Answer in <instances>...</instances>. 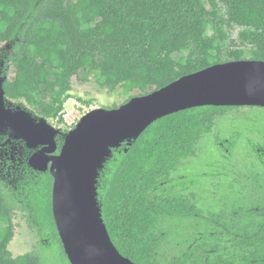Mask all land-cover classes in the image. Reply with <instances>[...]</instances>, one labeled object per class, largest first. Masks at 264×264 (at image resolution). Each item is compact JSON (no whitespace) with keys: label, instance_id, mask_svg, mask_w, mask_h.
<instances>
[{"label":"trees","instance_id":"1","mask_svg":"<svg viewBox=\"0 0 264 264\" xmlns=\"http://www.w3.org/2000/svg\"><path fill=\"white\" fill-rule=\"evenodd\" d=\"M235 26L242 29L230 39ZM226 41L233 45L224 49L228 60L264 61V0H0V42H12L1 69L14 71L3 82L5 96L57 124L65 123L69 97L89 103L72 94L73 77L92 75L108 92L121 88L125 103L131 92L147 94L228 61L221 57ZM228 108L234 107L159 118L130 144L113 148L98 171L101 216L114 246L134 264H264V189L255 184L246 199L204 214L194 195L167 188ZM24 172L35 180L16 196L33 207L70 264L51 212V175ZM15 202L0 182V264H42L34 251L13 256L8 249ZM197 217L205 225L193 236L177 223Z\"/></svg>","mask_w":264,"mask_h":264},{"label":"water","instance_id":"2","mask_svg":"<svg viewBox=\"0 0 264 264\" xmlns=\"http://www.w3.org/2000/svg\"><path fill=\"white\" fill-rule=\"evenodd\" d=\"M0 80V133L33 150L28 166L52 177L51 212L70 264H134L112 243L97 201L98 171L113 148L130 144L150 124L180 110L201 106L264 108V61L212 64L115 108L85 114L58 149L54 129L43 117L7 107Z\"/></svg>","mask_w":264,"mask_h":264},{"label":"rangeland","instance_id":"3","mask_svg":"<svg viewBox=\"0 0 264 264\" xmlns=\"http://www.w3.org/2000/svg\"><path fill=\"white\" fill-rule=\"evenodd\" d=\"M241 29L233 27L229 38H237ZM230 46L233 47L226 41L222 47L223 60L229 59L224 49ZM11 47L12 42H0V66L11 53ZM13 72L11 67L8 70L9 79ZM71 88L73 95L89 103L84 104L74 98L70 102L66 100L65 123L48 121L60 137L56 153L66 133L85 114L96 108L119 106L128 97L122 93L121 88L113 92L101 88L95 84L92 75L87 81L73 77ZM136 94L137 91L130 93L131 96ZM5 100L7 107L25 109L31 113L30 107L23 100L7 97ZM74 106L77 107L75 110ZM7 139V133H0V182L4 190L16 198L12 215L13 237L8 249L13 256L34 251L40 256L42 264H64L51 234L45 230L42 220L35 218L33 207L16 196L27 194L24 186L35 180L34 175L25 176L24 172L25 167H29L27 161L33 150L28 149L23 141L8 142ZM255 184L264 189V108L240 106L225 109L215 117L212 130L204 134L196 144L195 156L182 161L167 188L172 193L194 195L197 206L207 214L216 212L225 203L235 204L246 199ZM177 223H183L185 233L189 231V236L205 225L199 217Z\"/></svg>","mask_w":264,"mask_h":264},{"label":"flooded vegetation","instance_id":"4","mask_svg":"<svg viewBox=\"0 0 264 264\" xmlns=\"http://www.w3.org/2000/svg\"><path fill=\"white\" fill-rule=\"evenodd\" d=\"M2 66H3V64H2ZM2 66H0V67H2ZM6 79H8V74L3 73V70L0 69V80L4 82ZM2 85H3V83H2Z\"/></svg>","mask_w":264,"mask_h":264},{"label":"built area","instance_id":"5","mask_svg":"<svg viewBox=\"0 0 264 264\" xmlns=\"http://www.w3.org/2000/svg\"><path fill=\"white\" fill-rule=\"evenodd\" d=\"M73 99L71 98V97H69L68 99H67V102H70V101H72ZM75 104H76V102H75ZM66 105V102L63 104V106H65ZM77 107H73V110H75Z\"/></svg>","mask_w":264,"mask_h":264}]
</instances>
